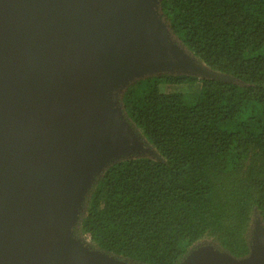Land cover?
Wrapping results in <instances>:
<instances>
[{
    "label": "water",
    "instance_id": "95a60500",
    "mask_svg": "<svg viewBox=\"0 0 264 264\" xmlns=\"http://www.w3.org/2000/svg\"><path fill=\"white\" fill-rule=\"evenodd\" d=\"M158 4L0 0V264H130L71 232L95 177L142 148L123 88L147 73L195 69ZM181 264H264V227L244 260L207 246Z\"/></svg>",
    "mask_w": 264,
    "mask_h": 264
},
{
    "label": "trees",
    "instance_id": "16d2710c",
    "mask_svg": "<svg viewBox=\"0 0 264 264\" xmlns=\"http://www.w3.org/2000/svg\"><path fill=\"white\" fill-rule=\"evenodd\" d=\"M158 11L176 44L230 79L133 78L123 113L158 157L110 163L74 233L130 264H181L201 244L244 260L264 227V0H159Z\"/></svg>",
    "mask_w": 264,
    "mask_h": 264
},
{
    "label": "rangeland",
    "instance_id": "374dc122",
    "mask_svg": "<svg viewBox=\"0 0 264 264\" xmlns=\"http://www.w3.org/2000/svg\"><path fill=\"white\" fill-rule=\"evenodd\" d=\"M185 53L183 54L186 58H187V56L185 55V54H187L191 59H192V63H194V65L193 66H195V69L192 71V69H187V71L189 70V72H190V74H192L193 76H195V77H197V78H199V79H202V78H213V77H211V76H209L207 73V65L205 66V65H203V63L200 61V60H198L196 57H194L193 55H191L190 53H188L186 50L184 51ZM188 57V58H189ZM189 58V59H190ZM190 59V60H191ZM171 68V67H170ZM172 69H175L176 71L178 70L176 67H172ZM179 71V70H178ZM216 79H218V78H216ZM198 84V82L197 83H195V84H182V85H174V86H172L170 89H174V90H178V91H182V92H190V91H192L193 89H195V88H197V85ZM166 89H167V87H166ZM116 93H118V90L117 89H114L113 91H112V95H111V99L113 100V101H116L117 99H118V94H116ZM119 103H117V107H119ZM126 119V118H125ZM130 128H131V130L132 131H134V132H136V134L140 137V141L143 143V145H142V150L139 148L138 150H134V151H130L129 153H125V154H123L122 156L120 155V158L119 159H126V158H135V157H140V156H151V157H158V155H157V152L155 151V149L152 147V145L148 142V141H146L145 140V138L142 136V134L137 130V129H135V128H133L132 127V125L130 124ZM137 136V137H138ZM91 190V187H90V189L88 190V192ZM88 192H87V194H88ZM82 209H83V202H82V205H81V210H79L80 212H79V216H78V218H77V221H76V223L74 224V226L72 227V235H73V237L78 241V240H82L83 238L81 237V236H77V235H75V233H74V228L76 227V224H77V222H78V219H79V217H80V214H81V211H82ZM207 246H211V245H209V244H201V245H198L197 247H196V249L198 248H201V247H207ZM92 247V246H91ZM211 247H213V246H211ZM214 248V247H213ZM109 255V254H108Z\"/></svg>",
    "mask_w": 264,
    "mask_h": 264
}]
</instances>
